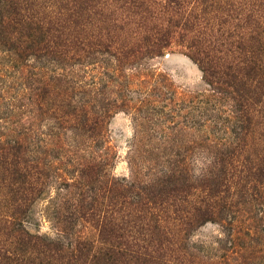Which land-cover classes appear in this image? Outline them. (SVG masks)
Masks as SVG:
<instances>
[{"label": "rangeland", "instance_id": "obj_1", "mask_svg": "<svg viewBox=\"0 0 264 264\" xmlns=\"http://www.w3.org/2000/svg\"><path fill=\"white\" fill-rule=\"evenodd\" d=\"M50 5L18 0L10 8L0 0V12L13 15L15 7L24 20L15 31L0 24V154L8 156L0 166V214L14 198L8 188L13 175L3 170H21L38 186L25 218L31 233L71 242L80 230L96 241L98 229L90 222L66 229L63 214L76 199L102 196L117 185L135 194L128 188L150 184L156 192L169 169L179 166L182 208L191 214L223 158L229 166L252 161L264 147L262 105L244 149L229 145L244 129L235 102L206 82L178 38L159 56L125 58L116 50L129 40L120 37L104 40L103 47L91 40L80 56L56 59L52 41L35 24L37 12L47 14ZM102 113L99 125L87 119ZM94 163L92 173L87 166ZM233 200L240 203L223 202L189 234L197 264H264V197L239 193Z\"/></svg>", "mask_w": 264, "mask_h": 264}, {"label": "trees", "instance_id": "obj_2", "mask_svg": "<svg viewBox=\"0 0 264 264\" xmlns=\"http://www.w3.org/2000/svg\"><path fill=\"white\" fill-rule=\"evenodd\" d=\"M6 2L10 8L11 3L18 5V0ZM50 4L47 14L37 12L35 24L52 41L56 59L80 56L91 40L103 47L104 40L120 37L129 40L116 50L125 58L159 56L178 38L206 82L235 102L244 129L229 145L244 149L245 136L260 113L257 107H264V0H50ZM17 10L13 8V15L0 12L4 28H23ZM103 115L87 119L99 125ZM243 159L229 166L223 158L191 214L182 208L186 200L180 197L183 190L178 181L183 172L179 166L169 169L170 175L162 178L156 192L150 184L128 188L135 194L117 185L102 191V196L76 199L63 214L66 229L72 230L80 220L90 222L98 229L96 241L80 230L71 242L31 233L25 218L34 204L37 182L21 170L2 169L13 175L8 188L14 198L0 214V264H197L189 255V234L214 210L221 211L223 202L237 206L240 201L233 198L239 193L264 197V147L252 161ZM7 160L6 154H0V166ZM87 168L94 173L98 164ZM169 184L173 186L164 188Z\"/></svg>", "mask_w": 264, "mask_h": 264}]
</instances>
